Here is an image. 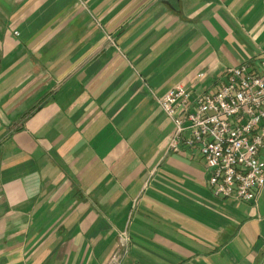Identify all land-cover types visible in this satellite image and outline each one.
Listing matches in <instances>:
<instances>
[{"label": "crops", "instance_id": "crops-1", "mask_svg": "<svg viewBox=\"0 0 264 264\" xmlns=\"http://www.w3.org/2000/svg\"><path fill=\"white\" fill-rule=\"evenodd\" d=\"M262 61L264 0H0V264H264L158 102Z\"/></svg>", "mask_w": 264, "mask_h": 264}, {"label": "built area", "instance_id": "built-area-1", "mask_svg": "<svg viewBox=\"0 0 264 264\" xmlns=\"http://www.w3.org/2000/svg\"><path fill=\"white\" fill-rule=\"evenodd\" d=\"M174 124L172 150L197 153L213 193L257 203L264 190V61L229 68L215 93L175 87L158 99ZM107 264H124L131 238L120 234Z\"/></svg>", "mask_w": 264, "mask_h": 264}]
</instances>
